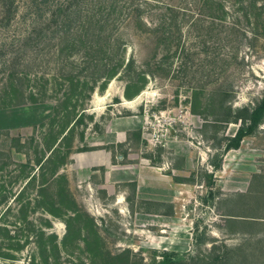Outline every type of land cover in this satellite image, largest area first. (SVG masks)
<instances>
[{
	"label": "rangeland",
	"instance_id": "obj_1",
	"mask_svg": "<svg viewBox=\"0 0 264 264\" xmlns=\"http://www.w3.org/2000/svg\"><path fill=\"white\" fill-rule=\"evenodd\" d=\"M18 1L17 18L0 29V64L17 55L29 87L27 100L0 97V264H114L128 251L130 264H157L165 253L176 264H242L245 256L264 264V225L228 224L225 214L264 215V124L224 154L221 170L211 165L240 127L219 121L226 97L234 108L264 97V0H159L188 12L187 69L177 58L171 71L156 69L159 36L138 33L132 19L126 59L155 72L147 86L129 100L126 80L115 78L64 118L72 103L61 101L59 39L49 33L23 46L40 19L32 0ZM154 8L144 15L152 26L162 13ZM225 251L230 259L218 261Z\"/></svg>",
	"mask_w": 264,
	"mask_h": 264
},
{
	"label": "trees",
	"instance_id": "obj_2",
	"mask_svg": "<svg viewBox=\"0 0 264 264\" xmlns=\"http://www.w3.org/2000/svg\"><path fill=\"white\" fill-rule=\"evenodd\" d=\"M252 1L255 5L256 0ZM16 4H20V2L18 0H0V29L10 28L13 20L17 18L18 5ZM32 4H35L37 9L30 13L34 17H38L40 21L25 30L27 35L23 37V46L29 45L32 41H40L49 33H53L52 40L59 39L57 43L59 57L65 60L64 66L60 68V77L64 84L58 83L60 90H64L65 98L61 101L65 104L72 103V105H65L63 108V118L73 116L81 102L92 98L97 87L104 91L108 83L115 78L126 80L124 96L129 100L139 95L147 86V74L155 72L150 69H138L135 59H130L128 62L126 59L128 42L124 27H130L132 19L135 20V29L138 33L150 32L157 33L159 36L158 47L163 50V55L160 59L155 58L158 54L154 56L156 69L171 71L176 58L181 60L180 68L187 69L188 67L189 53H187L186 46L182 44V27L187 22L189 15L182 6L168 3L162 7L159 5H164V3L156 1L154 6L161 7L158 9L162 10V13L159 23L152 26V22H148L144 18L145 13L154 8L153 2L150 0H32ZM150 6L152 7L150 8ZM219 7L223 9V4H220ZM249 15L250 13L247 12L246 17L249 18ZM75 56L80 57V62H71V60L73 61L71 58ZM18 58L17 55H14L11 60H4L5 63L2 61L0 64V77L8 73V83L0 93V97L4 95L5 101L11 95H18L17 100L19 96L27 100L26 90L29 87L27 85L29 76L26 69L21 70L15 67ZM72 68L76 69L74 70L76 74H73ZM46 81L49 83V80ZM67 83L70 85L68 89H65ZM41 90L46 94L47 85L41 86ZM225 95L228 93L226 92ZM31 97H33L32 101L35 100L33 95ZM51 98L55 99L52 96ZM213 98L212 94L209 99ZM60 99L62 98H57L58 101ZM22 102L25 101L22 100ZM229 102V98L226 97V104L223 106L224 116L219 118V121L226 124H240V127L234 135L226 136L224 145L219 143V146L223 147L222 153L216 155L211 161L215 170L223 168L224 154L239 149L244 139L253 135L264 124V97L255 107L234 108L231 104L228 105ZM71 124L72 121L63 125L62 129L58 130V135H54L53 144L48 146L49 151L52 152L51 155L61 152V141L66 135L62 139L57 136L73 130L76 123L72 126L73 128L71 127L67 131ZM209 175L212 179L213 174ZM179 181L183 180L179 179ZM235 196L243 198L245 194L240 193ZM225 214L228 224L264 225L263 213L251 216L233 215L228 212ZM129 254L130 251L116 255L112 257V261L114 264H117V261L122 264H130ZM175 255V253H165L163 260L157 264H176ZM246 257H243L242 264H245ZM216 259L224 262L226 259H230V253L225 251Z\"/></svg>",
	"mask_w": 264,
	"mask_h": 264
},
{
	"label": "bare ground",
	"instance_id": "obj_3",
	"mask_svg": "<svg viewBox=\"0 0 264 264\" xmlns=\"http://www.w3.org/2000/svg\"><path fill=\"white\" fill-rule=\"evenodd\" d=\"M134 101H135V100H134ZM134 101H132V102H134ZM132 102H131V101H128V100L125 101V103H132Z\"/></svg>",
	"mask_w": 264,
	"mask_h": 264
},
{
	"label": "crops",
	"instance_id": "obj_4",
	"mask_svg": "<svg viewBox=\"0 0 264 264\" xmlns=\"http://www.w3.org/2000/svg\"><path fill=\"white\" fill-rule=\"evenodd\" d=\"M140 192V190H138Z\"/></svg>",
	"mask_w": 264,
	"mask_h": 264
},
{
	"label": "water",
	"instance_id": "obj_5",
	"mask_svg": "<svg viewBox=\"0 0 264 264\" xmlns=\"http://www.w3.org/2000/svg\"><path fill=\"white\" fill-rule=\"evenodd\" d=\"M127 100V99H126Z\"/></svg>",
	"mask_w": 264,
	"mask_h": 264
}]
</instances>
